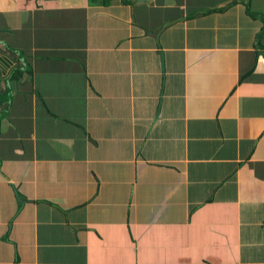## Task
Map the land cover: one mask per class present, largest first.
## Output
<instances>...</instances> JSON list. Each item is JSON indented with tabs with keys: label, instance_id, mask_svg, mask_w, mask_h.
I'll use <instances>...</instances> for the list:
<instances>
[{
	"label": "crops",
	"instance_id": "crops-1",
	"mask_svg": "<svg viewBox=\"0 0 264 264\" xmlns=\"http://www.w3.org/2000/svg\"><path fill=\"white\" fill-rule=\"evenodd\" d=\"M0 39V264H264V0H0Z\"/></svg>",
	"mask_w": 264,
	"mask_h": 264
},
{
	"label": "water",
	"instance_id": "water-1",
	"mask_svg": "<svg viewBox=\"0 0 264 264\" xmlns=\"http://www.w3.org/2000/svg\"><path fill=\"white\" fill-rule=\"evenodd\" d=\"M180 20H184L183 18H180V19H177V20H175V21H172V22H168V23H166L161 29H160V31L157 33V37H159V35L161 34V32L165 29V28H167L168 26H170V25H172V24H174L175 22H178V21H180ZM0 43H2L1 42V39H0ZM164 62V61H163Z\"/></svg>",
	"mask_w": 264,
	"mask_h": 264
}]
</instances>
